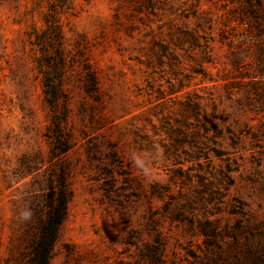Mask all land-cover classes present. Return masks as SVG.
Masks as SVG:
<instances>
[{"label":"rangeland","instance_id":"1","mask_svg":"<svg viewBox=\"0 0 264 264\" xmlns=\"http://www.w3.org/2000/svg\"><path fill=\"white\" fill-rule=\"evenodd\" d=\"M230 9L0 0V264L60 180L48 264H264V78Z\"/></svg>","mask_w":264,"mask_h":264},{"label":"trees","instance_id":"2","mask_svg":"<svg viewBox=\"0 0 264 264\" xmlns=\"http://www.w3.org/2000/svg\"><path fill=\"white\" fill-rule=\"evenodd\" d=\"M231 5L230 16L236 28L239 48L246 41L253 47L254 74L264 78V0H222ZM243 51V50H242ZM244 53H247L244 52ZM249 55V54H248ZM53 97L55 94L53 93ZM69 194L62 180L50 184L45 196L46 214L35 216V224H29L31 234L26 238L28 259L25 264H48L59 229L65 218Z\"/></svg>","mask_w":264,"mask_h":264}]
</instances>
